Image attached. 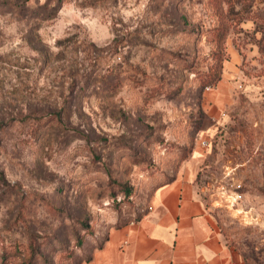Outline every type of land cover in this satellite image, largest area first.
<instances>
[{
    "label": "rangeland",
    "instance_id": "rangeland-1",
    "mask_svg": "<svg viewBox=\"0 0 264 264\" xmlns=\"http://www.w3.org/2000/svg\"><path fill=\"white\" fill-rule=\"evenodd\" d=\"M182 171L264 264V0H0V264H90Z\"/></svg>",
    "mask_w": 264,
    "mask_h": 264
},
{
    "label": "crops",
    "instance_id": "crops-1",
    "mask_svg": "<svg viewBox=\"0 0 264 264\" xmlns=\"http://www.w3.org/2000/svg\"><path fill=\"white\" fill-rule=\"evenodd\" d=\"M90 264H247L223 238L192 178L157 186L143 216L113 229Z\"/></svg>",
    "mask_w": 264,
    "mask_h": 264
},
{
    "label": "trees",
    "instance_id": "trees-1",
    "mask_svg": "<svg viewBox=\"0 0 264 264\" xmlns=\"http://www.w3.org/2000/svg\"><path fill=\"white\" fill-rule=\"evenodd\" d=\"M44 8H47V6L45 5ZM48 16H50V18H53L55 15H53L52 13H50L49 15H48V14H47V15H42L41 17H42L43 19H47ZM170 180H171V179H170Z\"/></svg>",
    "mask_w": 264,
    "mask_h": 264
}]
</instances>
